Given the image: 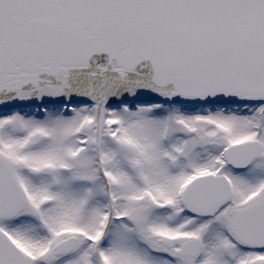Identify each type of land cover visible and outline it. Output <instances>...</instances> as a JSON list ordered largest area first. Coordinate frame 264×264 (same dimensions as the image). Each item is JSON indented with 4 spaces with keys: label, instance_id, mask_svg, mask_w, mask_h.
I'll list each match as a JSON object with an SVG mask.
<instances>
[{
    "label": "snow or ice",
    "instance_id": "obj_1",
    "mask_svg": "<svg viewBox=\"0 0 264 264\" xmlns=\"http://www.w3.org/2000/svg\"><path fill=\"white\" fill-rule=\"evenodd\" d=\"M0 264H264V0H0Z\"/></svg>",
    "mask_w": 264,
    "mask_h": 264
}]
</instances>
